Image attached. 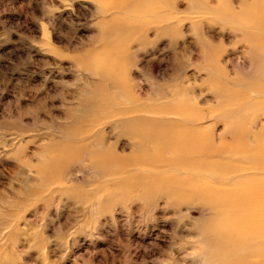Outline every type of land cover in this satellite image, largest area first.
<instances>
[{"label": "rangeland", "instance_id": "1", "mask_svg": "<svg viewBox=\"0 0 264 264\" xmlns=\"http://www.w3.org/2000/svg\"><path fill=\"white\" fill-rule=\"evenodd\" d=\"M260 27L264 0H0V264H226L194 188L264 179Z\"/></svg>", "mask_w": 264, "mask_h": 264}, {"label": "bare ground", "instance_id": "2", "mask_svg": "<svg viewBox=\"0 0 264 264\" xmlns=\"http://www.w3.org/2000/svg\"><path fill=\"white\" fill-rule=\"evenodd\" d=\"M259 31L264 35V27H260ZM255 54L264 64V44L258 39ZM262 74L264 76V70ZM177 107L175 115L181 122H186L185 109L181 105ZM180 134L183 136L168 137L161 148L172 150L186 165H193L191 157L201 153L202 147L195 136ZM258 152L261 156L257 165L264 168V142L258 147ZM215 177L222 178L224 173H216ZM228 181L230 185L225 188H194L201 201L210 204L215 213L221 215L222 219H219L226 220L224 229L216 233L221 238L218 242L221 255L227 260L226 264H264V179Z\"/></svg>", "mask_w": 264, "mask_h": 264}]
</instances>
